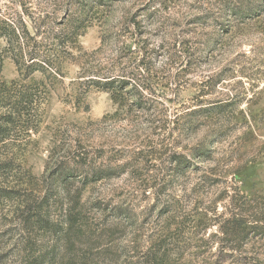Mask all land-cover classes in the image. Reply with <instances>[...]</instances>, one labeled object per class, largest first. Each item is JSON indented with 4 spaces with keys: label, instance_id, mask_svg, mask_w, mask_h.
<instances>
[{
    "label": "rangeland",
    "instance_id": "rangeland-1",
    "mask_svg": "<svg viewBox=\"0 0 264 264\" xmlns=\"http://www.w3.org/2000/svg\"><path fill=\"white\" fill-rule=\"evenodd\" d=\"M78 1L83 0H73L72 11ZM89 1L94 8L82 15L90 17L88 26L61 75L48 84L46 99L10 124L17 135L12 130L15 138L0 148V163L12 168L0 171V187L20 192V198L32 196V188L48 192L53 201L44 209L54 219L60 203H78L80 217L89 221L83 219V235L72 237L74 249L61 250L56 264H69L71 256L76 264L82 257V264H150L147 249L161 243L167 252L162 264H264V222L254 221L245 236L228 222L240 213L264 219V0ZM47 5L60 19L62 0H0V16L16 19L25 7L31 16L22 17L39 23L38 10ZM151 13L163 19L156 28ZM52 26L57 27H42L37 42H51ZM136 29L151 47L163 43L164 56L157 54L146 66L164 77L158 90L167 99L166 118L179 116L165 130H142L130 117L129 124L109 117L115 110L110 93L87 88L86 77H79L85 62L97 66L109 59L108 47L97 51L103 38L113 47L116 33L130 40ZM5 44L0 38V83L42 78L35 72L22 79ZM181 47L187 59L168 61L165 55L174 49L180 55ZM5 103L0 111L9 108ZM80 150L95 166L112 167V176L87 185L74 177L62 188L49 154L68 160V170L79 174L82 169L74 171L69 162ZM14 199H1V209L12 211ZM18 228L15 215L0 217V239H9L5 229H11L10 241L20 243ZM35 238L38 244L51 240L45 232Z\"/></svg>",
    "mask_w": 264,
    "mask_h": 264
},
{
    "label": "trees",
    "instance_id": "trees-1",
    "mask_svg": "<svg viewBox=\"0 0 264 264\" xmlns=\"http://www.w3.org/2000/svg\"><path fill=\"white\" fill-rule=\"evenodd\" d=\"M165 1H160V5ZM72 2L73 0H62L60 19H57L55 11L49 5L38 10L39 23L32 24L31 21L28 22L22 17V15L27 18L31 16L25 7L21 14L17 13L16 19L4 15L0 16V38L4 39L6 43L4 50L15 63L22 79L30 77L35 72L42 74L41 79H31V82L26 84H14V81L10 86H6L4 83H0V103L7 100L8 103L5 104L9 105V108L0 111V148L6 147L5 141L8 138H15L13 136V132H16L14 131L15 125H10L13 120L15 118L20 119L19 117L24 113L29 114L38 110L41 99L42 101L46 99L48 84L52 83L56 76L61 75L64 62L73 56L70 52L71 48L77 46L78 36L88 26L90 17H82V15L94 8L93 5L89 4L91 1H78L80 5L74 6L73 11ZM148 18L155 28L163 20L156 13H151ZM132 22L131 19H128L125 21V26L130 27ZM46 23L49 25L56 23L57 27L54 29L52 26L47 31V38L51 42L45 46L37 42V38L43 36L42 27ZM142 36V33H138L136 29L132 34V39L121 40L120 35L116 33V41L113 47L111 44L106 45L103 38L97 51L103 47H108L110 50L109 59L104 63L99 62L100 64L97 66L94 64L90 66L85 62L81 67L79 77H86L87 88L93 86L110 93L115 110L109 117H119V120H126L130 117L129 122L142 130H165L166 124L171 120L178 122L179 116L173 113L172 119L166 118L169 109L165 105L167 99L158 90L165 86L164 77L158 78L156 74L151 73V68L146 66L149 62L153 65L152 60L158 56L157 54L164 56L163 43L160 41L158 45L153 44L154 47H151L148 38ZM179 51L181 52L180 55H177L174 49L165 56L169 58L168 61L172 60L173 57L183 56L185 61L188 57L187 50L181 47ZM1 64L2 58L0 57V66ZM96 67L98 68L95 70ZM74 99L76 105L79 106L81 93L76 92ZM187 114L190 115L191 113ZM126 121L129 124L128 120ZM82 151H77L69 162L72 163L74 171L82 169L79 174H73L68 170V160L62 161L59 159L60 155L50 152L49 158L53 160L55 165H58L54 172V180L58 181L62 188H67L70 180L74 177L82 181L83 185H87L112 176L111 172L114 171L112 167L109 165L95 166V162ZM203 151L204 149L200 154H203ZM5 166L6 168H4ZM91 167L94 168L91 173L84 171V169ZM11 168L10 164L0 163V171L6 172ZM83 172L84 175H81ZM32 189L29 192L32 196L27 197L25 192H22L24 195L20 198V192L17 196L16 190L0 187V200L15 198L11 205L12 211L10 209L3 211L0 207V217L12 218L15 215L16 224L19 226L18 231L22 234L19 235L20 243L11 242V234L15 233L11 229H5V236L9 234L10 237L9 239H0V264H56L61 250L70 251L74 249L72 237L76 235V238H80L83 235L81 228L86 226L82 223L83 219L89 221L88 217H80V212L76 208L78 203L73 201H67L65 207H62L63 202L60 203V210L55 209L56 219L51 218L48 213L49 207L46 206L44 209V206L50 198L52 200L53 195L49 196L50 194L46 191L39 193L37 189ZM15 200L17 201L15 202ZM0 204H2V208L6 205L3 201H0ZM247 210L249 209L246 208L245 211ZM121 214L119 213V215ZM257 220L264 222L261 217L250 220L240 213V215L235 214L228 222L233 232L243 233L245 236L252 228V226H248ZM260 228H263V232L264 223ZM39 232L49 234L51 239L49 243L38 244L35 237ZM158 253H160L159 257ZM166 254L162 243L158 247L154 244L147 249L146 256L149 257L147 261L150 264H162L161 258ZM75 258L76 256H71L69 264H76ZM82 258L78 259L81 264Z\"/></svg>",
    "mask_w": 264,
    "mask_h": 264
}]
</instances>
